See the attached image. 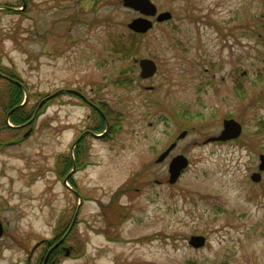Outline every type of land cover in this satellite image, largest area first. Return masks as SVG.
Returning a JSON list of instances; mask_svg holds the SVG:
<instances>
[{
  "label": "rangeland",
  "instance_id": "374dc122",
  "mask_svg": "<svg viewBox=\"0 0 264 264\" xmlns=\"http://www.w3.org/2000/svg\"><path fill=\"white\" fill-rule=\"evenodd\" d=\"M153 1L173 17L138 34L121 0H0V70L24 84L0 77V139L22 136L54 96L33 134L0 146V264H264V172L251 179L264 153V0ZM145 57L158 63L149 79ZM83 95L99 110L76 105ZM120 113L114 139L87 135ZM226 118L242 135L207 142ZM178 154L189 167L172 183ZM198 234L202 248L189 243Z\"/></svg>",
  "mask_w": 264,
  "mask_h": 264
},
{
  "label": "water",
  "instance_id": "95a60500",
  "mask_svg": "<svg viewBox=\"0 0 264 264\" xmlns=\"http://www.w3.org/2000/svg\"><path fill=\"white\" fill-rule=\"evenodd\" d=\"M125 6L133 8L139 11L141 16L134 18L131 22L128 23L129 28L137 31V32H146L150 28L154 26V22L148 16H154L158 12L157 5L152 0H123ZM172 18V13L168 10L160 12L156 19L157 21H164L167 19ZM140 66H141V76L148 78L155 74L157 71V64L152 58H142L140 59ZM242 133V124L241 122L237 121L234 118H226L224 120V129L222 130L221 134L218 136H211L207 139V141H215V140H228L237 138ZM186 134V131L182 132L180 137H183ZM175 146L173 143L165 152H163L158 161L164 159L170 150ZM261 163L260 169H264V153L260 155ZM188 166V159L186 156L179 154L173 158L170 163V182H175L179 175L181 174L182 170ZM252 178L256 181L261 179L260 173H254ZM4 232V226L0 219V236ZM189 243L195 247H201L206 243V236L202 234L192 235Z\"/></svg>",
  "mask_w": 264,
  "mask_h": 264
},
{
  "label": "flooded vegetation",
  "instance_id": "af4514ba",
  "mask_svg": "<svg viewBox=\"0 0 264 264\" xmlns=\"http://www.w3.org/2000/svg\"><path fill=\"white\" fill-rule=\"evenodd\" d=\"M0 8H1V6H0ZM0 76L3 77V78L8 79L10 81H13L11 78H8V76L1 75V73H0ZM82 97H83L82 100L84 102V105H86V103H87L92 109H93V107H95L94 109L99 110V108L96 106V104L91 99H89L88 97H85L84 95Z\"/></svg>",
  "mask_w": 264,
  "mask_h": 264
},
{
  "label": "trees",
  "instance_id": "16d2710c",
  "mask_svg": "<svg viewBox=\"0 0 264 264\" xmlns=\"http://www.w3.org/2000/svg\"><path fill=\"white\" fill-rule=\"evenodd\" d=\"M53 252H54V254H55V253H56V250H54Z\"/></svg>",
  "mask_w": 264,
  "mask_h": 264
}]
</instances>
